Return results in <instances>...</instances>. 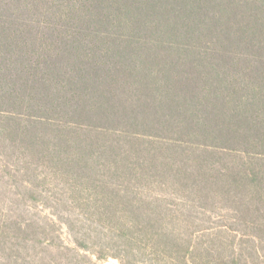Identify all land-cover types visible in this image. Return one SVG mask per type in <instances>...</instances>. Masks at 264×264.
Instances as JSON below:
<instances>
[{"label": "trees", "instance_id": "16d2710c", "mask_svg": "<svg viewBox=\"0 0 264 264\" xmlns=\"http://www.w3.org/2000/svg\"><path fill=\"white\" fill-rule=\"evenodd\" d=\"M17 10L37 14L35 40ZM191 11L175 0H0V264H264V80L213 87L233 111L223 149L92 122L88 107L108 93L98 70L123 72L94 24L192 35ZM218 202L230 210L218 228L152 220Z\"/></svg>", "mask_w": 264, "mask_h": 264}, {"label": "rangeland", "instance_id": "374dc122", "mask_svg": "<svg viewBox=\"0 0 264 264\" xmlns=\"http://www.w3.org/2000/svg\"><path fill=\"white\" fill-rule=\"evenodd\" d=\"M175 1L188 10L195 9L191 14L200 18L196 19L195 34H151L145 27L139 32L111 33L110 29L105 31L104 24H94L95 33L100 30L93 36L94 42L109 47V61L123 72H112L109 67L98 70L107 76L108 93L94 97L95 107H88L92 110V122L102 115L109 129L140 138L160 135L159 139L164 141L207 144L211 150V146L227 148L228 139L233 142L236 138L226 124L233 111L223 109L229 100L215 99L210 93L214 86L223 83H231L232 91L241 82L256 86L260 79L264 80V0ZM200 3L204 7L198 6ZM17 14H24L16 19L26 22L28 36L35 40V35L42 31L38 30L37 14L28 15L20 10ZM261 87L264 89V85ZM100 102L104 103L103 111ZM224 160L230 162L228 157ZM165 191L166 187L160 193ZM165 196L170 197V192ZM229 213L218 202L209 206L208 215L185 212L152 216V220L167 228H218L217 224L226 223ZM247 218L251 219V214ZM218 234L215 231L204 240L217 242ZM64 238L69 239L67 233ZM105 264L118 261L110 259Z\"/></svg>", "mask_w": 264, "mask_h": 264}]
</instances>
